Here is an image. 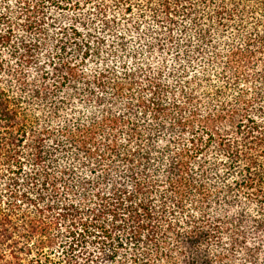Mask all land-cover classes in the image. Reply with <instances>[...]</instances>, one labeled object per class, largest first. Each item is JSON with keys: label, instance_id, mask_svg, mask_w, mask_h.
<instances>
[{"label": "trees", "instance_id": "obj_1", "mask_svg": "<svg viewBox=\"0 0 264 264\" xmlns=\"http://www.w3.org/2000/svg\"><path fill=\"white\" fill-rule=\"evenodd\" d=\"M0 264H264V0H0Z\"/></svg>", "mask_w": 264, "mask_h": 264}]
</instances>
